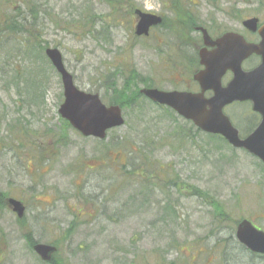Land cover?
Instances as JSON below:
<instances>
[{
  "label": "rangeland",
  "instance_id": "rangeland-1",
  "mask_svg": "<svg viewBox=\"0 0 264 264\" xmlns=\"http://www.w3.org/2000/svg\"><path fill=\"white\" fill-rule=\"evenodd\" d=\"M193 1L197 2L199 24L207 23L210 16L221 30H240L243 17L264 15V0H211L206 6L205 0ZM164 2L0 0V31L7 30L1 28L14 14H25L27 5L38 3L43 10L37 21L31 20L32 15L26 16L31 34L0 35V191L28 199L31 187L52 188V233L46 227L50 233L44 239L52 234V242L59 244L53 264H250L246 254L224 258L225 249L213 254L212 245L230 235L238 218L264 212V165L258 158L224 142L220 145L193 125L190 137L179 138L189 126L185 120L178 116L180 131L163 108L146 99L141 109L135 106L123 110L125 124L110 130L104 140L70 131L71 143L57 151L52 164L42 167L29 150L27 141L31 143L32 136L26 138L19 132L21 125L43 130L50 122H61L57 112L63 95L61 81L48 61L35 56L36 41L58 48L76 86L97 92L107 104L112 94L107 88L112 73L118 86L134 72L157 88L197 90L191 79L194 68L182 65L179 59H186L174 57L175 51L164 48L158 28V39L133 33L132 9L168 15ZM227 12L234 13V18L229 19ZM82 13L97 16L96 31L91 34L85 33L89 25L77 21ZM178 35H174L176 43L182 39ZM38 63L45 67L41 76L44 101L29 88ZM142 86L146 85L139 82L138 88ZM224 112L242 135L258 121L249 103L233 102L224 107ZM135 168L138 173L125 174ZM116 173L121 175L116 177ZM148 173L165 184L151 195L149 188L140 185L141 177H148ZM173 181L179 184L174 186ZM115 187H121L120 193ZM99 192L102 206L89 195ZM201 194L208 198H201ZM78 196L92 198L93 202L81 207L82 198ZM167 197L176 215L164 208ZM210 198L220 205L209 203ZM141 199L147 202L141 204ZM151 199L159 202L154 205ZM97 202L101 208L105 206L100 213L94 210ZM221 212H226L227 220L216 216ZM73 217L75 224L67 228ZM15 220L8 207L0 209V264H43L23 242V230ZM210 229L219 232L205 242L203 236ZM211 255L214 260L209 262ZM252 259L251 264H264V260Z\"/></svg>",
  "mask_w": 264,
  "mask_h": 264
},
{
  "label": "water",
  "instance_id": "water-1",
  "mask_svg": "<svg viewBox=\"0 0 264 264\" xmlns=\"http://www.w3.org/2000/svg\"><path fill=\"white\" fill-rule=\"evenodd\" d=\"M134 13L138 16L135 25V34L138 36L147 35L149 27L161 21L159 16L140 9H135ZM260 35L259 43H247L239 34L226 32L215 50L206 51L205 47L202 48L199 56L204 67L193 75L199 85L197 92L143 87L140 93L153 103L172 109L199 130L222 136L232 147L246 150L264 164V28ZM204 38L209 43L210 36L204 34ZM44 52L60 76L63 101L58 113L62 118L84 136L100 139L106 136L108 129L124 124L119 105H106L98 93L76 87L58 48L47 47ZM251 54L259 55L260 63L251 70L242 69V61ZM226 70L232 72V78L222 85L221 77ZM209 90L212 95L206 96L205 92ZM235 101H250L252 110L260 115L259 124L244 138L239 136L237 128L223 112L226 105ZM7 203L18 217L22 216L20 201L8 198ZM236 237L250 250L264 254V232L257 230L248 220L243 219L238 224ZM33 248L45 260L56 250L54 246L46 244H36Z\"/></svg>",
  "mask_w": 264,
  "mask_h": 264
},
{
  "label": "flooded vegetation",
  "instance_id": "flooded-vegetation-1",
  "mask_svg": "<svg viewBox=\"0 0 264 264\" xmlns=\"http://www.w3.org/2000/svg\"><path fill=\"white\" fill-rule=\"evenodd\" d=\"M211 2H212L211 0H205L204 4L206 6V4L209 5ZM196 3L193 0H188V2L186 0H165L164 6H165V9L169 12V14L166 15V14H161L158 12L149 11L148 13L160 16L161 21L159 24L151 26L149 28L148 35L145 37L149 38L150 36L154 37L155 35L156 38L158 39L156 31H155L158 28L162 33L161 36L163 37L162 39L164 40V42H162L161 40V43L165 44L164 48H166L167 50L175 51L174 53H172L174 57H178V58L183 57L184 59H186L185 62L179 59V63H181L182 65L187 64V66H191L194 68L192 70L193 72L191 74V79L198 86V83L193 80L192 76L198 70L203 68L202 64L200 63V58L198 55L199 50L204 47V43H205L204 36L202 34L201 29L204 27L208 35L211 37V40L209 41V43L208 44L205 43L206 45L205 49L208 51L215 50L218 47V41L223 37V35L226 32H233V33L239 34L240 36L243 37V39L247 43H259V41H261L260 31L264 28V15L262 16L251 15V16L243 17L239 22L240 30H236V29L221 30L220 26L216 25L215 23L214 24L212 23L210 16L208 18L207 23L204 21L205 22L204 25L199 24V15H197L198 7ZM261 3L264 5V1H262ZM134 9L135 7L133 8V10ZM226 16L229 19H233L234 13L227 12ZM135 22H134V25H135ZM214 28L216 29L215 31H214ZM193 33H196L197 36L192 35ZM175 34H179L178 36L180 35L182 36V39L179 43H176V41L174 40ZM213 41L214 43H212ZM156 48H158V46ZM175 53L177 54V56ZM166 55H167V52H166ZM259 63H260V56L251 54L242 62V68L245 70H250V69L255 68ZM231 78H232V72L230 70H226V72H224V74L221 77V84L226 85L230 81ZM186 90H190V89H186ZM198 90H199V87L197 90H194V91H198ZM190 91H193V90H190ZM205 95H211V92L207 91ZM239 103H247V104L249 103L250 110H251L250 101H244V102H239ZM251 112L254 115L253 116L254 120L256 119V116H257L258 121L254 127H252L254 123L252 124V126L248 129L249 131L245 135H242L240 133L241 137L247 136L250 132L254 130V128L260 122V115L256 112H253L252 110ZM58 125H52L51 122L49 125L46 124L45 125L46 128L44 126V129L41 130V132L43 133L38 132V137H35V135H33L31 139L32 140L31 143L27 141V143L31 145V149L29 150H32L35 153L37 157V162L39 163L40 161L41 165L47 164V163L52 164L54 161L53 159H55L57 155L55 154V156L53 157V154L57 153V151L61 147L68 146L71 143L70 140H67L66 143L63 144L64 140H60L57 143V147L52 148V143H53L52 127L53 129H56ZM69 129L70 131H74L75 133H78L72 128H69ZM29 137H31V135H29L28 138ZM25 148H29V147L25 146ZM25 148H23V150H28ZM134 173H138V172H133L132 175H134ZM151 174L152 173H148L147 174L148 177L147 176L141 177L142 182L140 184L144 186L145 189L149 188L150 195L154 193V190L159 191L161 190V186H165L164 183H160V181L158 180L159 177L155 178L156 180H158V182L153 180L151 178ZM119 175L121 174L116 173L115 176L117 177ZM159 176H162V175L159 173ZM167 180L168 179H165L164 181L167 182ZM173 182L174 184L172 185L174 186H177L179 184L178 181H173ZM130 186L136 187V184L135 185L130 184ZM115 188H116L115 190L119 191L120 193L121 187H115ZM89 195L94 197L95 198L94 200L99 201L101 203V206L102 204H104L103 200H101L102 194L100 192L98 194L95 193V194H89ZM26 196H29L30 198L26 199L24 196L17 198L23 206V213H22L21 218L16 217V214L11 210V208H10V211L16 217L15 223L18 225L17 227L23 230V234H22L23 242H25L26 246L30 250H32V253L35 255L37 261L43 264H53L54 259L52 258L54 254H52V252L49 255V258L45 260L39 254H37L33 248L34 245L38 243L46 244V245H49L50 247H52V244H54L52 242V234L49 235V239H44L45 234L48 232L50 233V230H48L47 232L45 231L46 227L50 228L51 233H52V188L42 187L38 189V188L31 187L30 192ZM57 196H59V193H57ZM43 197H48L49 199H45ZM78 197L82 198L79 203L81 207H83L84 205L87 206V203L92 201L91 200L92 198H87L83 196H78ZM58 198H62V197H58ZM66 198L67 197H64V199ZM156 202L158 203L159 201L157 199L155 200L151 199L152 204L155 205ZM104 207L105 206L101 208L100 206H98V202L97 204H94V210H96V213H100L99 209L101 208V210H103ZM69 210L70 208L68 207V212L70 213ZM83 212L85 213V211ZM86 215H89V213L88 214L86 213ZM216 216L219 217L221 220L228 219V215L226 214V212H223V213L221 212L219 215H216ZM243 219L248 220L252 224V226H254L257 230L264 232V227L260 224V223H264V212L259 214L256 217H250V216L240 217L234 222L232 229L230 228L231 232H229L230 233L229 236L223 237L219 240H216L215 242L213 241L214 242L212 245L213 254L217 252V250L219 251V250L225 249V253L223 252L224 258H227L231 255L232 256H235V255L243 256V254H246L248 255L247 257H248L250 264H251V261H253L252 258L264 260V254L250 250L237 239L236 237L237 226ZM85 221L87 220H84V222ZM75 222L76 220H74V217H73V219L69 222V225L67 226V228L73 226ZM219 223H222V222H219ZM218 228H219V225H217V229ZM218 232L219 231H214L213 233V230L210 229V231L205 236H203V240L207 242L210 238H214V235L218 234ZM55 243H58V242H55ZM54 245L57 246L56 244ZM5 250L6 248L3 249V253L5 252ZM211 259L214 260L213 255H211L209 262L211 261ZM193 261H195L194 257H193ZM55 264H59V263H55ZM171 264H173V262Z\"/></svg>",
  "mask_w": 264,
  "mask_h": 264
},
{
  "label": "trees",
  "instance_id": "trees-1",
  "mask_svg": "<svg viewBox=\"0 0 264 264\" xmlns=\"http://www.w3.org/2000/svg\"><path fill=\"white\" fill-rule=\"evenodd\" d=\"M40 12L43 13V10L39 9L38 3H33L29 6L27 5L26 13L25 14L24 13L14 14L7 24L8 27L3 26L1 28V29L6 28L7 30L5 29L6 31H0V35L3 32L4 33L7 32L8 34L9 33H16L18 36H19V34L24 35V33L25 34H28V33L31 34L29 29L26 27L27 25H29V23L27 22V18L32 15L31 18H33V19H31V20L37 21L38 16H40ZM26 16H28V17L26 18ZM96 18H97V16L94 14L82 13L81 16L77 19V21L81 22L82 26L89 25V26H86L87 29H86L85 33L91 34L93 31H96V26H94L95 22H96ZM20 41H21V43H23L24 37L21 36ZM33 45L35 46V47H33L35 56L48 61V59L46 58V56L44 54L45 46L43 44L37 42V41L34 42ZM48 63H49V61H48ZM40 66H42V65H40L38 63V65H37V71L38 72L32 74V76L29 80V88H30V91L33 90L35 92H38L39 95L42 96V99L40 98L41 101H44V92L42 90L41 76L45 75V67L44 66L40 67ZM111 76H112V78L109 80L108 85H107V88L110 89L111 93H112L111 95H108V97H109L108 98V104H117V105L121 106L124 110L130 109V108L135 107V106H137L140 109H141V106L145 107V97L139 93L138 84H139V82H143L146 86H151L150 84H148L149 80L147 81V79L145 77L139 76L138 74H135L134 72H130L129 76L126 79H123L121 82V85L118 86L117 85V79L115 77V73H112ZM103 77H105V76L103 75ZM147 101L148 100L146 99V102ZM141 102H142V104H141ZM37 103H39V102L37 101ZM160 108H163L166 111V113L170 116V118L173 120V122H175L178 129L181 131V129L179 127V122H177V119L179 120V117L173 111H171L170 109H168L166 107L160 106ZM17 121L20 123L19 119H17ZM60 121H61V123H60V125L57 126L56 129H53V127H52V141H53L52 148L57 147V143L60 140H64L63 144H65L66 141L70 139V134H69L70 129L69 128H71V126L69 125V123L66 120H63L60 118ZM185 123H187L189 126L183 130L182 135H180L179 138L190 137L189 131H191L193 129V126L188 121H185ZM19 127H20L19 132L21 133L20 135L28 138L25 135V132H27L26 134L30 133V135L33 136V134H34L35 137H38L37 131L30 129L27 126L24 127V125H21ZM207 135L211 139H213V141H214V139H217L218 140L217 143H220V145H221V142H224L227 144V142L221 136L211 135V134H207ZM23 143L24 142H22L21 144H23ZM144 143H146V142L144 141ZM143 148L145 149V146ZM55 154H57V153H54L53 157L55 156ZM39 163H41V162L39 161ZM135 170H136V168L131 169V170H126L125 172L132 174ZM6 196H7L6 192L0 191V209L4 208V206H5V197ZM145 196L146 195H144V197ZM167 196H169V195H167ZM200 197L204 198V199L208 198V197H206V195H203V194H201ZM168 199L169 198L167 197L163 206H164V208H167L168 210L170 209L169 212H171V214L173 212L175 213V209H174V207L171 206V204H169L170 202L168 201ZM145 202H147V199L146 200L143 199L142 204H145ZM209 203H212L213 205L214 204L220 205L219 204L220 202L218 203V201L211 199V198L209 200ZM164 211L168 212V211H166V209H164ZM175 215H176V213H175ZM65 233H67V232H65Z\"/></svg>",
  "mask_w": 264,
  "mask_h": 264
}]
</instances>
